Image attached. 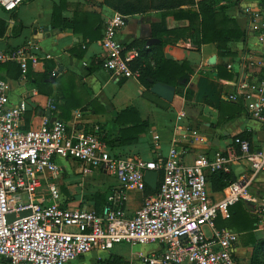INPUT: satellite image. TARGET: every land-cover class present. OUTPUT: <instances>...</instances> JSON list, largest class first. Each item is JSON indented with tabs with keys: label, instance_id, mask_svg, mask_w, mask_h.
Masks as SVG:
<instances>
[{
	"label": "crops",
	"instance_id": "obj_1",
	"mask_svg": "<svg viewBox=\"0 0 264 264\" xmlns=\"http://www.w3.org/2000/svg\"><path fill=\"white\" fill-rule=\"evenodd\" d=\"M199 1L193 0V4L186 3L180 8L197 10ZM147 2L155 3L157 0H66L61 17L72 21L75 11L81 16L89 14V19L98 16V37L92 29L79 23L76 24L78 33L71 28L54 27L53 9L61 5V0H24L13 11H4L0 7V25L8 23L15 29L21 28L17 35H12L8 28L5 35L0 36V49L22 50L25 56L33 58H26L24 73L15 59L0 63V79L8 84L11 100L26 103L22 125L25 128L37 127L43 116L49 120L53 117L64 121L70 131L75 129L98 134L102 140L110 142V148L120 156H141L148 160L165 157L173 142L177 143L178 149L184 150L182 157L186 163H191L201 153L212 157L216 151L234 143L242 133L249 135L252 149H259L264 141V125L248 116L243 104L239 106L241 101L227 99V94L234 89L233 80L240 70L243 56L250 62L262 60L263 52L253 45L254 39L249 35L250 16L244 9L264 15V4L259 0H215L214 9L233 19L244 33L240 38L229 40L227 53L222 54L215 43L197 44L192 40L193 31L189 30L188 21L173 15L178 8L157 10L150 7L122 13L113 7L120 5L127 10L134 3L144 5ZM114 13L126 15L125 26L116 34L126 47L133 45L135 40L144 41L143 47L148 46L151 38L159 41L158 37L152 36L150 23H157L162 17L168 29H186L177 42L166 43L162 48L166 58L185 62L192 70L186 85L179 83L172 87L171 100L151 91L153 83L145 80L143 70L136 77L114 79L100 67L103 55L100 40L106 21ZM83 33L86 38H83ZM147 61L152 69L158 65L154 56H149ZM262 64L264 67V62ZM248 70L256 78L264 76V68L256 65H250ZM185 90L191 92L188 99ZM222 102L226 106L222 107ZM181 123L197 129L196 141L181 139L175 131ZM155 135L158 140H154ZM59 163L63 166L58 179L59 188L68 206L102 213L106 196L119 185L116 179L98 168L84 171L77 161ZM229 165V172L235 179L243 176L249 180L252 195L257 198L264 196V171L252 173L244 161L230 162ZM210 176L211 172L207 171L208 192L212 198L218 199L224 188L215 190ZM85 182L87 184H83ZM93 185L100 190L101 203L96 201V192L87 190ZM91 193L94 198L89 196ZM143 194L136 190L126 191L123 206L128 216L135 214ZM240 203L252 220L253 228L239 231L230 227L237 234L235 261L237 264H264V238L259 229L264 224L260 222L253 204ZM219 225L222 226L221 223ZM204 231L206 234L210 232L207 227ZM149 246L150 249L146 250L148 246H144L142 250L147 252L159 248L156 244ZM115 260L119 262L115 263ZM121 263L142 264L136 253L124 258L113 250L105 255L90 253L67 264ZM0 264L9 262L0 259Z\"/></svg>",
	"mask_w": 264,
	"mask_h": 264
},
{
	"label": "built area",
	"instance_id": "obj_2",
	"mask_svg": "<svg viewBox=\"0 0 264 264\" xmlns=\"http://www.w3.org/2000/svg\"><path fill=\"white\" fill-rule=\"evenodd\" d=\"M22 2L0 0V7L13 11ZM244 11L250 16L249 35L263 52L262 60L250 62L243 56L227 99L241 101L248 116L264 125V76L256 78L248 70L250 65L264 68V15ZM125 22V15L114 13L100 40V67L114 79L139 76L138 70L131 69L139 49L122 45L116 37ZM27 57L22 50L0 49V63L15 59L22 73ZM8 90L0 79V259L9 264H67L90 253L110 251L120 243L141 246L136 255L142 264H237V234L231 228L217 229L216 218L228 219L232 205L247 202L255 206L264 224V196L251 194L248 179L239 176L214 199L206 177L207 171L229 173L230 162L239 161L246 162L252 173L264 171V141L259 149H252L247 139H236L212 157L198 154L191 163L183 160L184 150L176 142L165 157H123L98 134L70 131L59 119L50 121L43 116L39 126L25 128L21 121L26 103L13 102ZM175 131L181 139L197 140V129L186 124H178ZM68 160L80 163L84 171L104 170L119 183L106 196L102 213L72 208L62 198L58 179L63 166L59 162ZM146 170L157 173V188L143 194L135 214L128 216L123 206L126 191L144 192ZM22 210L29 212L19 216ZM11 212L15 218L6 223ZM259 229L264 238V225ZM153 244L159 248L142 250Z\"/></svg>",
	"mask_w": 264,
	"mask_h": 264
},
{
	"label": "trees",
	"instance_id": "obj_3",
	"mask_svg": "<svg viewBox=\"0 0 264 264\" xmlns=\"http://www.w3.org/2000/svg\"><path fill=\"white\" fill-rule=\"evenodd\" d=\"M24 1V0H23ZM66 0H61L60 6H55L52 14V25L54 27H59L61 29L71 28L73 32L78 33L79 28L76 24H81L83 26L92 29L96 36H99L100 26L97 25L99 22L98 16H93L94 18L89 19V14H78L77 11L74 12V17L72 21H67L61 17L62 8L65 6ZM261 4H264V0H259ZM215 0H201L197 3V10L182 9L183 5L186 3L193 4V0H157V2L147 4H136L134 3L130 9L124 8V6L113 5L114 8L118 9L122 13H131L137 11H143L147 8H155L157 10L162 9H174L178 8L176 12H173L174 17L185 19L188 21L189 30L193 31L191 35L192 40L197 43H215L217 49L222 53H227L226 43L231 39H236L244 36L243 31L240 27L233 21V19L227 17L222 12L216 11L213 7ZM164 12L163 14H165ZM91 15V14H90ZM124 15V14H123ZM126 16V15H125ZM152 36L158 37L159 41L150 45L148 48H143L144 41L135 40L133 45L139 49V57L134 60L131 64V69L138 70L139 75L144 74V78L148 83L159 82L161 84H166L170 87H175L177 84L186 85L189 75L192 74V70L187 65V63H178L172 59L166 58L162 54L163 45L166 43H175L183 37L186 29H168L164 23V17L157 23H150ZM9 28L12 35H17L20 32V27L15 29L8 23L6 26L0 25V36H4L6 30ZM95 30H94V29ZM83 38L86 35L83 33ZM129 46V47H131ZM149 56H154L158 61V65L155 69H152L147 61ZM145 70V71H144ZM151 80V82H150ZM190 90H185L186 99L190 98ZM220 105L226 106V104L220 103ZM242 103L239 102V106ZM234 109V108H233ZM238 139L250 140L249 135L242 133L238 135ZM108 145L111 143L105 141ZM214 189H223L229 185L230 182L235 180L232 173H223L220 171L211 172L210 176ZM154 190H151L148 186L145 187V194H152ZM230 216L228 219H222L218 216L215 220V227L220 229L221 227H234L239 231H248L252 229V220L248 218L246 211L243 210L240 202L235 203L229 208ZM222 224V226L219 225ZM119 260H115L118 263Z\"/></svg>",
	"mask_w": 264,
	"mask_h": 264
},
{
	"label": "water",
	"instance_id": "obj_4",
	"mask_svg": "<svg viewBox=\"0 0 264 264\" xmlns=\"http://www.w3.org/2000/svg\"><path fill=\"white\" fill-rule=\"evenodd\" d=\"M158 40L155 39V38H151L148 40L147 44L148 46L154 44V43H157ZM55 74V73H54ZM52 80V79H51ZM151 82V80H150ZM151 91L153 93H155L156 95L162 97L163 99H166V100H171L172 99V96H173V93H174V90L172 89V87L168 86V85H162L160 83H153L151 85ZM46 114L48 115L49 114V111L46 110ZM48 117L50 118V116L48 115ZM55 120V118L51 117L50 118V121H53ZM157 173L155 171H151V170H146L144 172V175H143V181H145V183L147 184V186L151 189V190H156L157 188ZM29 210H22V211H19L17 214L19 216H23V215H26L28 214ZM15 218V213H12L11 214H7L6 215V223H10L11 220H13Z\"/></svg>",
	"mask_w": 264,
	"mask_h": 264
},
{
	"label": "rangeland",
	"instance_id": "obj_5",
	"mask_svg": "<svg viewBox=\"0 0 264 264\" xmlns=\"http://www.w3.org/2000/svg\"><path fill=\"white\" fill-rule=\"evenodd\" d=\"M73 170H74V169H72V171H73ZM69 175H71V174H69ZM69 178H70V177H69ZM85 180H86V178H85ZM86 181H87V180H86ZM83 184H87V183L85 182V183H83ZM98 189H99V188H97V186H94V185H93V188L90 187V188L87 189V190L96 192V195H95L96 201H97V203H98V202L101 203V202H102V201H101V200H102V196H101V194L99 193L100 190H98ZM69 193H70V192H69ZM89 196H90L91 198H94L93 193L89 194ZM129 247H130V246H128V245H126V244H124V243L115 244L114 248H112L111 251L113 250L115 253H118L119 255L123 256L124 258H128L130 255H133V256H134V254H135L138 250H140V248H141V246H137V247H133V248H131V247L129 248ZM148 248L150 249L151 246L148 245V247H147L146 250H148ZM105 253H106V252H102L101 254L105 255Z\"/></svg>",
	"mask_w": 264,
	"mask_h": 264
}]
</instances>
